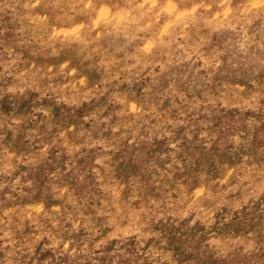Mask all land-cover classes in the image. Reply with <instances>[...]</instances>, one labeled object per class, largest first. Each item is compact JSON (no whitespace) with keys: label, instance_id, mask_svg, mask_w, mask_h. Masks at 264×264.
Instances as JSON below:
<instances>
[{"label":"clouds","instance_id":"1","mask_svg":"<svg viewBox=\"0 0 264 264\" xmlns=\"http://www.w3.org/2000/svg\"><path fill=\"white\" fill-rule=\"evenodd\" d=\"M24 7L28 23L17 32L27 39L0 28V101L32 95L35 110L45 96H107L120 121L113 140L131 135L132 148L158 135L159 124L137 133L162 96L184 116L194 111L215 125L192 156H178L172 144L171 164L150 168L147 181L108 177L92 196L87 243L64 264H264V0H27ZM101 69L103 85L94 87L91 73ZM102 123L101 131L113 128ZM15 151L4 154L13 166L23 162ZM12 184L8 198L31 194ZM109 240L115 259H98ZM64 256L55 227L0 219V264H62Z\"/></svg>","mask_w":264,"mask_h":264},{"label":"rangeland","instance_id":"2","mask_svg":"<svg viewBox=\"0 0 264 264\" xmlns=\"http://www.w3.org/2000/svg\"><path fill=\"white\" fill-rule=\"evenodd\" d=\"M26 3L27 0H0V28L7 29L9 36L23 35L27 39V34L17 32L28 23ZM91 76L93 86L102 87L106 76L103 69L93 70ZM167 84V81L160 82L161 92ZM175 105L173 98L162 96L155 109L156 116L137 133L138 136L147 135L143 128L159 124L158 135L132 148L131 135L119 143L113 140L115 125L120 121L118 116H113L116 107L107 96L70 97L59 101L45 96L37 101L35 110L32 95L15 104L0 101V184L7 185L0 188V219L11 217L25 225L35 221L55 227L64 238L65 256L59 259L62 264L66 258L70 261L75 256L72 249L83 248L87 243L95 207L92 196L100 191L99 186L108 177L125 176L133 180L139 177L141 181H147L151 177L150 168L163 172L171 164L172 144L182 149L178 156H192L201 150L199 142L206 140L209 127L215 131V125H207L204 117L194 111L184 116ZM9 119L23 123L15 129L9 128ZM102 122L112 124L113 128L101 131ZM113 144L115 148L111 146ZM9 147L16 150L15 159L22 163L13 166L5 162L4 154ZM8 155L13 156V153ZM13 180L17 185L30 186L31 194L8 198ZM182 218L187 219V215L182 214ZM157 223L164 225L163 221ZM25 231L30 228L26 227ZM171 241L179 253L178 238L173 235ZM210 243L217 244L218 241L211 240ZM134 244L135 241L129 238V250ZM115 250L116 241L109 240L97 248L98 259H115ZM51 254V251L46 253ZM84 264L92 262L85 259Z\"/></svg>","mask_w":264,"mask_h":264}]
</instances>
